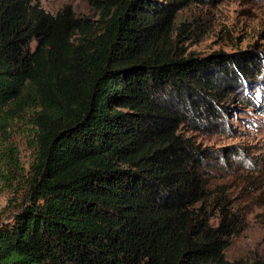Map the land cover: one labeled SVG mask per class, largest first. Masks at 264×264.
I'll return each instance as SVG.
<instances>
[{
  "label": "trees",
  "instance_id": "obj_1",
  "mask_svg": "<svg viewBox=\"0 0 264 264\" xmlns=\"http://www.w3.org/2000/svg\"><path fill=\"white\" fill-rule=\"evenodd\" d=\"M195 1L89 0L92 17L0 0V131L28 121L35 154L0 264H264L226 257L246 213L211 207V150L189 134L264 94V63L189 53Z\"/></svg>",
  "mask_w": 264,
  "mask_h": 264
},
{
  "label": "rangeland",
  "instance_id": "obj_2",
  "mask_svg": "<svg viewBox=\"0 0 264 264\" xmlns=\"http://www.w3.org/2000/svg\"><path fill=\"white\" fill-rule=\"evenodd\" d=\"M56 12L71 5L79 15L96 16L89 0H40ZM191 32L183 39L189 53L210 56L246 55L255 51L264 63V0L195 1L179 13ZM250 105L238 104L212 131L190 130L195 140L211 150L208 180L213 194L225 196L246 213L247 226L226 249L231 260H264V94L254 91ZM34 129L28 121L0 131V222L15 210L25 194L23 178L34 160ZM11 147L20 168L10 171ZM10 176L7 183L6 177ZM217 219H213V224Z\"/></svg>",
  "mask_w": 264,
  "mask_h": 264
}]
</instances>
